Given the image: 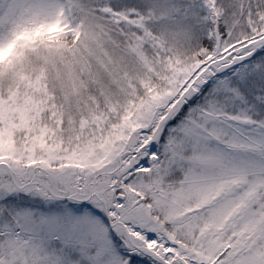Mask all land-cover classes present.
Here are the masks:
<instances>
[{"label":"snow or ice","instance_id":"1","mask_svg":"<svg viewBox=\"0 0 264 264\" xmlns=\"http://www.w3.org/2000/svg\"><path fill=\"white\" fill-rule=\"evenodd\" d=\"M0 264H264V0H0Z\"/></svg>","mask_w":264,"mask_h":264}]
</instances>
